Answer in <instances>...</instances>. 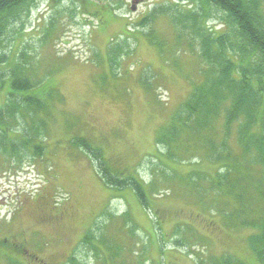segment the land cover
<instances>
[{
	"label": "rangeland",
	"instance_id": "obj_1",
	"mask_svg": "<svg viewBox=\"0 0 264 264\" xmlns=\"http://www.w3.org/2000/svg\"><path fill=\"white\" fill-rule=\"evenodd\" d=\"M112 5L39 0L4 36L0 110L13 103L19 113L3 128L16 152L0 151V264H101L92 246L110 252L111 245L126 264H215L226 257L259 264L248 243L253 229L231 227L216 213L224 207L208 208L212 197L204 205L200 182L187 176L216 177L217 166L201 150L182 155L183 164L167 161L168 147L158 145L204 79L190 13H206V32L231 37L230 57L246 61L238 30L204 0H145L136 12L131 0ZM160 7L167 11L155 13ZM173 15L185 22L177 27ZM17 63L27 67L34 90L11 88ZM23 97L34 98L33 106ZM214 127L217 135L208 136L220 142L221 121ZM76 139L143 187L147 206L133 188L105 184ZM209 181H201L202 192ZM92 233V246L83 243Z\"/></svg>",
	"mask_w": 264,
	"mask_h": 264
},
{
	"label": "trees",
	"instance_id": "obj_2",
	"mask_svg": "<svg viewBox=\"0 0 264 264\" xmlns=\"http://www.w3.org/2000/svg\"><path fill=\"white\" fill-rule=\"evenodd\" d=\"M38 1L0 0V50L6 32L11 27L22 24ZM105 1L112 8L114 7L112 4L121 7L123 5V0ZM204 1L226 14L242 39L243 45L240 46L242 53L248 56L246 61H234L230 57L232 52L236 53L231 44V37L226 35L212 37L204 26L206 13L191 12L192 29L201 39V54L206 65L203 71L204 79L184 105L183 114L177 115L175 121L162 132L158 145L168 147V156H165L167 161L176 160L177 163L183 164L185 161L182 155L190 150H201L205 158L217 166L216 177L200 172H189L187 176L190 180L200 182V187L196 190L201 194L200 201L204 205L212 197L208 208L215 204L224 207V209L217 208L216 213L222 215L231 227L253 229L254 233L248 237V243L257 262L264 264V11L262 8L264 0ZM159 11L167 10L160 7L154 12L160 13ZM155 13L143 19L140 23L141 27L148 25ZM173 19L175 24L185 22L177 15H173ZM226 44H231L233 48L225 50ZM4 62L0 56V64ZM25 69L27 67L23 63H17L16 69L13 70L11 88L17 94L34 90V85ZM23 100L30 106L35 103L32 97H23ZM14 105L16 104L12 103L11 109L5 114L0 110V151L4 154L16 152L14 150L16 145L9 144L11 142H8L6 132L3 130L6 127L5 118L8 116L13 119L19 113ZM219 121L222 123L220 142L208 136L217 135L214 126ZM187 135L191 139L184 140ZM74 145L84 148L98 163V172L105 184L119 188H133L141 203L147 206L146 190L134 180L125 179L121 173L113 172L107 167L99 150L93 149L83 139H76ZM23 147L27 150L26 145ZM33 149L37 156L42 155L40 148L33 147ZM161 164L167 167L164 162ZM208 179L211 189L203 188L202 192L201 181ZM93 236V233L88 235L83 243L91 245ZM106 241L108 242L101 240L100 243L106 247ZM92 247L96 254H102L101 264L127 263L120 257L121 249L112 248L115 247L114 245L109 248L110 252H105L99 246ZM71 264L80 263L73 258ZM215 264L249 263L226 257L216 261Z\"/></svg>",
	"mask_w": 264,
	"mask_h": 264
},
{
	"label": "water",
	"instance_id": "obj_3",
	"mask_svg": "<svg viewBox=\"0 0 264 264\" xmlns=\"http://www.w3.org/2000/svg\"><path fill=\"white\" fill-rule=\"evenodd\" d=\"M145 0H131V11L136 12L138 6L143 3Z\"/></svg>",
	"mask_w": 264,
	"mask_h": 264
}]
</instances>
